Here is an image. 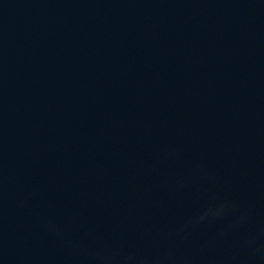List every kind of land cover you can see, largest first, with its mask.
I'll list each match as a JSON object with an SVG mask.
<instances>
[{
    "label": "water",
    "instance_id": "1",
    "mask_svg": "<svg viewBox=\"0 0 264 264\" xmlns=\"http://www.w3.org/2000/svg\"><path fill=\"white\" fill-rule=\"evenodd\" d=\"M0 264H264V0H0Z\"/></svg>",
    "mask_w": 264,
    "mask_h": 264
},
{
    "label": "clouds",
    "instance_id": "2",
    "mask_svg": "<svg viewBox=\"0 0 264 264\" xmlns=\"http://www.w3.org/2000/svg\"><path fill=\"white\" fill-rule=\"evenodd\" d=\"M201 219H203V217H201Z\"/></svg>",
    "mask_w": 264,
    "mask_h": 264
}]
</instances>
